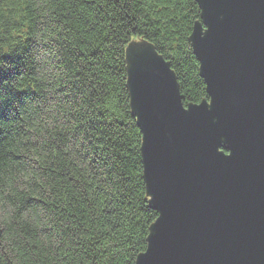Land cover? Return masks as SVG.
<instances>
[{
  "label": "trees",
  "instance_id": "1",
  "mask_svg": "<svg viewBox=\"0 0 264 264\" xmlns=\"http://www.w3.org/2000/svg\"><path fill=\"white\" fill-rule=\"evenodd\" d=\"M196 21L197 0H0V264H136L158 212L126 47L151 43L200 103Z\"/></svg>",
  "mask_w": 264,
  "mask_h": 264
},
{
  "label": "water",
  "instance_id": "2",
  "mask_svg": "<svg viewBox=\"0 0 264 264\" xmlns=\"http://www.w3.org/2000/svg\"><path fill=\"white\" fill-rule=\"evenodd\" d=\"M197 1L202 21L190 42L208 99L183 105L154 46L126 47L143 177L158 212L136 264H264V0Z\"/></svg>",
  "mask_w": 264,
  "mask_h": 264
}]
</instances>
